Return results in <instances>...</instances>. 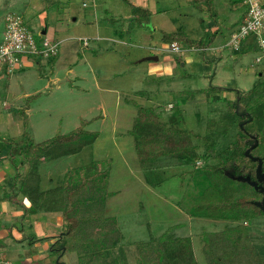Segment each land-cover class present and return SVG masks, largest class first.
Returning a JSON list of instances; mask_svg holds the SVG:
<instances>
[{
	"label": "rangeland",
	"instance_id": "obj_1",
	"mask_svg": "<svg viewBox=\"0 0 264 264\" xmlns=\"http://www.w3.org/2000/svg\"><path fill=\"white\" fill-rule=\"evenodd\" d=\"M134 1L0 0V43L9 14L22 19L36 39H51L53 32V38L60 41L55 61L26 55L11 72L0 70V145H36L72 131L85 120L83 128L98 132L97 137L79 152L52 157L38 166L42 196L61 184L69 169L96 159L108 160L107 190L114 193L105 201L104 215L116 218L122 238L103 249L104 260L140 264V241L155 240L167 232L166 237L189 238L197 264H209L204 234L236 225L190 213L204 186L202 160L217 162L215 153L240 133L243 119L234 115L231 105L239 90L245 94L256 86L264 91V56L256 60L262 51L252 49L257 46L261 50L254 35L241 39L237 49L231 43V35L240 28L246 12L243 0H213L216 19L205 2L144 0L145 7H141L153 12L149 23L135 19ZM260 2L264 4V0ZM178 29L197 40L207 39L213 29L217 35L204 50L182 45L173 52L169 43L162 42V31ZM98 34L117 41L96 39ZM78 38H87L88 45L83 46ZM148 55L158 59L139 61ZM247 102V98L240 99L241 111ZM261 102L264 105V100ZM137 103L152 107L168 125L185 129L202 160L195 166L180 164L177 156L163 154L148 160L146 165L153 164L151 168L143 166L132 132ZM243 123L250 126L252 121ZM10 153L7 162L2 160L3 170L18 161L17 148ZM17 185L15 182L14 189ZM242 185L248 197L259 198L252 188ZM239 222L248 228L245 242L247 239L256 257L246 253V248L233 261L259 264L264 261V215ZM174 225L179 226L171 228ZM65 227L66 222L56 228L54 249L46 250L47 258L42 257L37 264H79L78 248L64 253L59 250L66 241L60 238ZM208 239L214 246V236Z\"/></svg>",
	"mask_w": 264,
	"mask_h": 264
},
{
	"label": "trees",
	"instance_id": "obj_2",
	"mask_svg": "<svg viewBox=\"0 0 264 264\" xmlns=\"http://www.w3.org/2000/svg\"><path fill=\"white\" fill-rule=\"evenodd\" d=\"M191 2L195 4L205 2L207 10L216 19L213 0H191ZM133 12L137 14L135 17L137 21L149 23L151 10L135 6ZM216 35L217 29H213L207 39L197 40L188 37L178 29L174 32L162 31L161 40L167 44L176 42L178 47L187 45L204 50L211 46ZM240 43L237 48L240 47ZM57 56L58 54L50 57L49 60L55 61ZM252 93H254L255 99L252 97ZM244 98H247L248 102L241 111L239 101ZM261 100H264V91L256 86L245 94L237 92L236 99L231 105V111L235 116H240L247 124L252 121L251 127L245 126L242 122L240 133L237 134L235 141L215 153L217 162L214 164L206 163L204 159L202 160V156L197 154L198 148L192 144L185 129L172 124L168 125L160 119L152 107L141 106L137 103L138 114L132 132L138 158L143 166H147L149 159L163 154L177 156L180 164L195 166L197 160L204 161L203 167H201L202 186H204L195 202L193 211L190 212L192 215L232 221H247L264 215V210L254 203L253 198L246 195L247 190L242 184L248 185L256 193L258 191L248 182L236 178L247 175L251 179L254 178L258 161L253 157L261 158L264 168V105ZM170 119L172 122L175 121L173 117ZM27 123L25 114V129ZM85 124L84 120L81 126L66 134L54 136L36 145L30 143L26 147H21L20 153L23 159L20 164L27 162L29 168L20 183L19 191L26 193L35 201H40L42 207L47 206L51 211L61 212L62 218L66 222V227L60 234V238L66 239L61 243L59 249L62 253L78 248L76 250L80 256L79 264H110L104 260L102 251L121 240L122 234L117 226L116 218L104 215L105 201L114 193L107 190L108 160L96 159L88 164L69 169L61 184L50 188L48 192L44 193V196L38 187L40 178L36 172L40 164L52 157L79 152L83 146L95 140L98 132L84 129L83 125ZM207 150H210L209 155L212 156L213 150L211 148ZM150 165L147 166L148 169L151 168ZM178 226L174 225L171 228ZM166 234L167 232L163 233L155 240L140 241L138 244L142 259L140 264H197L189 238L166 237ZM209 235L214 236V246L211 245L212 243L210 244ZM246 235V227L243 224L222 232L205 233L204 239L205 243L207 242L205 252L209 258V264H236L233 261L234 258L240 251H247L246 248H248L246 253L251 256L253 252L252 249H249L247 239L245 242ZM225 240H227L225 242L227 248H224L223 245ZM54 245L52 244V250ZM221 246L223 247L220 248ZM252 256L256 257V255ZM259 264H264V261L261 260Z\"/></svg>",
	"mask_w": 264,
	"mask_h": 264
},
{
	"label": "crops",
	"instance_id": "obj_3",
	"mask_svg": "<svg viewBox=\"0 0 264 264\" xmlns=\"http://www.w3.org/2000/svg\"><path fill=\"white\" fill-rule=\"evenodd\" d=\"M131 3L135 4L134 6L145 7L144 0H136L134 3ZM244 16L245 13L243 18ZM45 32L47 31L45 30ZM50 36L54 37L53 32ZM149 37L151 38L150 35ZM78 39L80 40V38ZM85 39L87 40V44L82 42L83 46L88 45V39ZM96 39L117 41L100 34L97 35ZM252 49L261 52L257 46ZM261 54V56H258L259 58L264 56V53L261 52ZM71 70L70 68L69 72ZM1 72L0 75H2ZM238 92L243 93L240 90ZM13 147L17 148L16 156L18 161H14L17 166L15 167L14 163H10L7 170L0 168V264H15L13 262L17 264H37V261L41 260L42 257L44 259L47 258V255H45L46 250H52L51 244L57 239L58 232L56 228L62 227L65 222L62 215L58 214V211H51L47 206L42 207L40 201H35L26 193L19 191V184L27 173V170H24L26 169L24 166L26 163L20 164V161L23 159L20 153V145L14 146L12 144L11 148L9 143L0 145V165L2 164V160L7 162L10 155L9 152ZM15 182L18 184L17 189H14ZM44 212H47L48 215H44ZM230 221L234 222V225L240 224L239 221ZM246 232L248 239V228ZM49 259H51V256ZM58 263H60V260Z\"/></svg>",
	"mask_w": 264,
	"mask_h": 264
},
{
	"label": "built area",
	"instance_id": "obj_4",
	"mask_svg": "<svg viewBox=\"0 0 264 264\" xmlns=\"http://www.w3.org/2000/svg\"><path fill=\"white\" fill-rule=\"evenodd\" d=\"M246 6V15L240 28L231 35V43L235 48L245 36L254 35L258 40L259 48L264 53V4L260 0H243ZM84 44L87 40L81 38ZM60 41L47 36L37 41L22 19L9 14L5 18V36L0 43V70L11 72L22 56L29 55L50 58L59 52ZM170 51L177 52L176 42L169 43ZM31 54V55H30ZM257 61L260 58H256ZM172 105L169 104V107Z\"/></svg>",
	"mask_w": 264,
	"mask_h": 264
},
{
	"label": "water",
	"instance_id": "obj_5",
	"mask_svg": "<svg viewBox=\"0 0 264 264\" xmlns=\"http://www.w3.org/2000/svg\"><path fill=\"white\" fill-rule=\"evenodd\" d=\"M42 33H45V30H43ZM158 59V56L156 55H148V56H144L142 57L140 60L143 61V60H157ZM254 159H256L258 161V165H257V168H256V175H257V180H264V173H262L261 171V166H262V162H261V159L257 158V157H254ZM238 180H244L246 182H248L249 184L255 186L257 188V180L256 181H252L251 178L249 176H237L236 177ZM264 190V188L262 189ZM255 204L257 206H259L262 210H264V198L262 201H255Z\"/></svg>",
	"mask_w": 264,
	"mask_h": 264
},
{
	"label": "flooded vegetation",
	"instance_id": "obj_6",
	"mask_svg": "<svg viewBox=\"0 0 264 264\" xmlns=\"http://www.w3.org/2000/svg\"><path fill=\"white\" fill-rule=\"evenodd\" d=\"M254 158V157H253ZM258 158V157H257ZM261 159V158H259ZM261 162H262V159H261ZM257 165H258V162H257ZM257 168V167H256ZM261 171L262 173H264V168L261 166ZM249 176V175H247ZM250 177V176H249ZM251 178V177H250ZM252 181H256L257 180V175H256V169H255V174H254V178L251 179ZM251 185V184H250ZM253 186V185H252ZM255 190L258 191V195H259V198L257 200H254V201H262L263 198H264V190H262L264 188V180H257V188L255 186H253ZM255 203V202H254Z\"/></svg>",
	"mask_w": 264,
	"mask_h": 264
}]
</instances>
